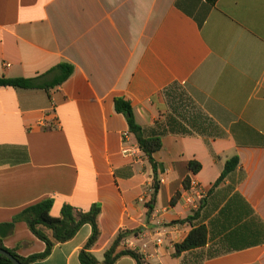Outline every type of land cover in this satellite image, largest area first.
Masks as SVG:
<instances>
[{
  "label": "crops",
  "instance_id": "0c3cea01",
  "mask_svg": "<svg viewBox=\"0 0 264 264\" xmlns=\"http://www.w3.org/2000/svg\"><path fill=\"white\" fill-rule=\"evenodd\" d=\"M63 63L74 72L49 91L0 87V225L46 199L54 218L99 204V261L130 232L123 245L146 264H264V0H0V78ZM116 99L147 135L164 132L150 215L154 169ZM234 156L238 171L216 185ZM199 226L205 248L176 257ZM91 234L34 264H81ZM3 244L46 249L24 222Z\"/></svg>",
  "mask_w": 264,
  "mask_h": 264
},
{
  "label": "trees",
  "instance_id": "16d2710c",
  "mask_svg": "<svg viewBox=\"0 0 264 264\" xmlns=\"http://www.w3.org/2000/svg\"><path fill=\"white\" fill-rule=\"evenodd\" d=\"M73 72L74 67L71 64L63 63L38 78L1 77L0 87L24 90L44 89L49 91L50 89L63 84L71 77ZM49 78H51L50 81ZM115 110L117 113L123 114L127 118L129 132L135 137L139 148L154 169V193L151 196L150 201L146 204L148 215H150L154 209L156 197L160 188V181L158 179L159 164L155 160L154 154L160 151L163 147L164 132H154L147 135L143 127L137 123L132 105L124 99L115 100ZM239 166L240 159L238 156L230 158L226 162L221 177L216 185L236 173ZM190 170L193 173H197L200 170V165L196 162H191ZM188 182L189 179L185 181L186 188L188 187ZM177 200L178 196L174 197L171 204L175 205ZM53 206V199L43 200L24 209L20 214L13 218L11 223L0 225V249L9 252L21 264H34L47 259L56 245L70 241L83 226L90 225L92 227V234L79 254L81 264H116L123 257H131L137 264H146L145 257L142 254L123 245V240H125L130 232H121L117 235L107 249L103 261H99L93 255L91 250L97 244L101 235L99 228L101 206L99 204H94L88 212H83L72 206L65 205L62 208L60 218H54L51 215ZM190 220L191 218H188L182 222H188ZM18 222L26 223L33 235L45 243L46 249L42 254L22 257L17 254L16 250H9L4 246L3 239L13 232L15 224ZM1 229H3V231H1ZM207 242V231L205 227H196L182 243L175 246V256L179 257L185 252L205 248ZM195 258H200V255H196ZM195 258L194 260H198ZM0 264H13V262L7 257L0 255Z\"/></svg>",
  "mask_w": 264,
  "mask_h": 264
},
{
  "label": "water",
  "instance_id": "95a60500",
  "mask_svg": "<svg viewBox=\"0 0 264 264\" xmlns=\"http://www.w3.org/2000/svg\"><path fill=\"white\" fill-rule=\"evenodd\" d=\"M0 255H3L5 257H7L9 260H11L13 262V264H21L17 259H15L9 252L0 249Z\"/></svg>",
  "mask_w": 264,
  "mask_h": 264
}]
</instances>
